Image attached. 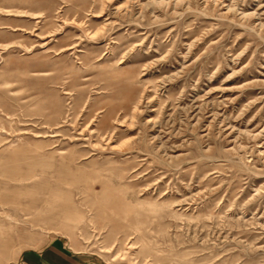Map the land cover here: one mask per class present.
Returning <instances> with one entry per match:
<instances>
[{"label":"rangeland","instance_id":"obj_1","mask_svg":"<svg viewBox=\"0 0 264 264\" xmlns=\"http://www.w3.org/2000/svg\"><path fill=\"white\" fill-rule=\"evenodd\" d=\"M264 264V0H0V264Z\"/></svg>","mask_w":264,"mask_h":264},{"label":"crops","instance_id":"obj_2","mask_svg":"<svg viewBox=\"0 0 264 264\" xmlns=\"http://www.w3.org/2000/svg\"><path fill=\"white\" fill-rule=\"evenodd\" d=\"M28 264H89L80 257L72 256L60 247L53 246L37 254L27 256Z\"/></svg>","mask_w":264,"mask_h":264}]
</instances>
